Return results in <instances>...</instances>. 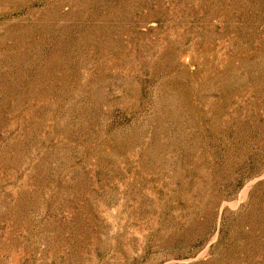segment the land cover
Masks as SVG:
<instances>
[{"label":"rangeland","instance_id":"1","mask_svg":"<svg viewBox=\"0 0 264 264\" xmlns=\"http://www.w3.org/2000/svg\"><path fill=\"white\" fill-rule=\"evenodd\" d=\"M0 264H264V0H0Z\"/></svg>","mask_w":264,"mask_h":264}]
</instances>
